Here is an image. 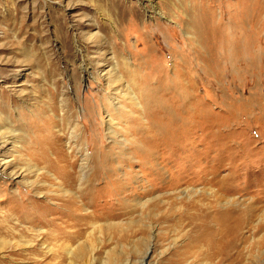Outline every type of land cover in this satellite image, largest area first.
Returning <instances> with one entry per match:
<instances>
[{
	"label": "rangeland",
	"instance_id": "1",
	"mask_svg": "<svg viewBox=\"0 0 264 264\" xmlns=\"http://www.w3.org/2000/svg\"><path fill=\"white\" fill-rule=\"evenodd\" d=\"M0 264H264V0H0Z\"/></svg>",
	"mask_w": 264,
	"mask_h": 264
},
{
	"label": "bare ground",
	"instance_id": "2",
	"mask_svg": "<svg viewBox=\"0 0 264 264\" xmlns=\"http://www.w3.org/2000/svg\"><path fill=\"white\" fill-rule=\"evenodd\" d=\"M113 70H114V73L115 72H117V73L116 74H114V73H111L110 74L111 76H110V78L108 80V83L110 84V86L115 85L118 81L121 80V75H119V73L117 71L118 69L115 67ZM112 77H114V78H112ZM127 87H130V86H128V84H127ZM153 124H155V123L154 122H152V123L150 122V124H149L148 127H150L152 129L153 127H155ZM157 128L160 131H164V129H166L164 125L163 126L162 125L161 126L159 125ZM77 135L72 134V136H77ZM7 140L8 139H6V141ZM140 152H142L141 154H142V156H144V158L150 157V153L148 151H141L140 150ZM86 159L88 160L89 158L86 157ZM80 170L82 172L81 174L83 176L85 175L84 178H87L88 177V174H89V163L87 162V164L85 166L80 165ZM67 176H69L68 173L66 174V176L64 175V177L66 179L68 178ZM208 189L207 190L204 189V191L211 192L212 193V196H214L217 201H219L220 203H224L226 205V208H225L226 210H224L222 212H219L216 215L215 214L214 215H211V213L208 212V211L206 213H199V214L194 215L192 217V223H194V226L195 227L200 228V229H207L209 227H212L211 225L214 224L215 230H216L215 236L216 237H220V238H219L217 244L216 243L213 244L211 242L209 244L210 245L212 244L211 246L213 248L216 247V251H214V254L217 255V256H219L220 257V261H221L223 259V256H224V253L221 252V250H220V245L222 244L221 239L222 238H225V236H233L234 234H236L239 231L240 226L242 224L241 217L240 216H234L232 209H230V206L233 207L236 203H239V200H237L235 198L224 197L222 195H219L217 191H215L213 189H210V190H208ZM198 190H200V189H198ZM198 190L196 189L194 191V194H197L198 193ZM212 201H214V200H212ZM209 208H211V206H208V209ZM210 219H212V221ZM226 248L224 249V251L226 250Z\"/></svg>",
	"mask_w": 264,
	"mask_h": 264
}]
</instances>
